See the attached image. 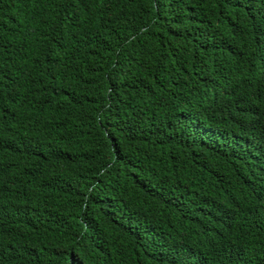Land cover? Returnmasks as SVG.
Wrapping results in <instances>:
<instances>
[{"label":"trees","instance_id":"1","mask_svg":"<svg viewBox=\"0 0 264 264\" xmlns=\"http://www.w3.org/2000/svg\"><path fill=\"white\" fill-rule=\"evenodd\" d=\"M0 264H264V0H0Z\"/></svg>","mask_w":264,"mask_h":264},{"label":"bare ground","instance_id":"2","mask_svg":"<svg viewBox=\"0 0 264 264\" xmlns=\"http://www.w3.org/2000/svg\"><path fill=\"white\" fill-rule=\"evenodd\" d=\"M23 39V38H22ZM144 39V38H143ZM27 43V42H26ZM29 51V50H28ZM32 69V68H31ZM35 78V77H34Z\"/></svg>","mask_w":264,"mask_h":264}]
</instances>
